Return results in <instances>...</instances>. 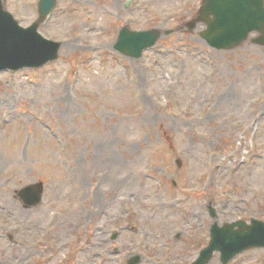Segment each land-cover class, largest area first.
I'll use <instances>...</instances> for the list:
<instances>
[{"label": "rangeland", "instance_id": "1", "mask_svg": "<svg viewBox=\"0 0 264 264\" xmlns=\"http://www.w3.org/2000/svg\"><path fill=\"white\" fill-rule=\"evenodd\" d=\"M37 1L5 7L27 26ZM202 1L56 0L38 31L58 58L0 70V264H189L213 221H264V43L210 47ZM122 27L161 37L131 58ZM38 181L26 208L16 191Z\"/></svg>", "mask_w": 264, "mask_h": 264}, {"label": "water", "instance_id": "2", "mask_svg": "<svg viewBox=\"0 0 264 264\" xmlns=\"http://www.w3.org/2000/svg\"><path fill=\"white\" fill-rule=\"evenodd\" d=\"M54 0H41L40 18L52 8ZM197 22H205L201 33L206 42L218 49H229L244 41L249 32L257 30L264 43V0H203ZM37 23L22 28L0 0V69H17L22 66H39L57 57L58 44L43 39L36 32ZM160 32L156 29L120 32L116 45L120 51L139 57L142 50L152 46ZM42 184H32L20 190L22 196H32V202L40 200ZM212 215L214 210L211 211ZM238 229H234L235 226ZM264 246V223L253 220L252 225L244 221L226 223L211 229V239L193 264H205L215 250L220 252L221 261L226 263L239 252ZM137 261H131L135 264Z\"/></svg>", "mask_w": 264, "mask_h": 264}, {"label": "flooded vegetation", "instance_id": "3", "mask_svg": "<svg viewBox=\"0 0 264 264\" xmlns=\"http://www.w3.org/2000/svg\"><path fill=\"white\" fill-rule=\"evenodd\" d=\"M102 210H103V212L105 213V209H102ZM93 215H94V214H93ZM120 222L123 223V222H124L123 219H120ZM117 227L119 228V227H122V226H121V225H117ZM132 228H134V226H133ZM114 229H115V228H114ZM112 230H113V229H112ZM95 231H97V232L100 231L99 226L96 225V229H95ZM116 232H117V236H118V231H116ZM99 233H101V232H99ZM113 233H114V232H112V234H113ZM112 234H111V236H110V240H111V241H114V238H112ZM119 234H120V233H119ZM117 236H116L115 239L118 238ZM178 236H179V235H178ZM94 237L96 238V241H97V242H92L91 246L94 245V246H97V247H98L99 244L101 243V239H100L97 235H94ZM101 237H102V234H101ZM176 237H177V236H176ZM96 255H97V252H95V253L93 254V257L96 256ZM140 258H141V260H142V256H141V255H140Z\"/></svg>", "mask_w": 264, "mask_h": 264}, {"label": "bare ground", "instance_id": "4", "mask_svg": "<svg viewBox=\"0 0 264 264\" xmlns=\"http://www.w3.org/2000/svg\"><path fill=\"white\" fill-rule=\"evenodd\" d=\"M84 33V32H83ZM86 35V34H85ZM68 46V45H67ZM102 146V145H101ZM116 196V195H115ZM115 196H113V197H115ZM102 202V201H101ZM2 205H4V203H2ZM97 236L101 239V233H98L97 234ZM26 251V249H24L23 250V253ZM7 264H9V263H7Z\"/></svg>", "mask_w": 264, "mask_h": 264}]
</instances>
